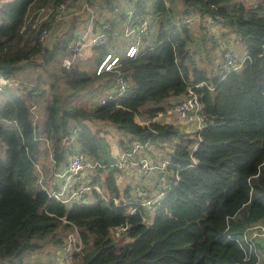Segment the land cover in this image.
<instances>
[{"label": "trees", "instance_id": "obj_1", "mask_svg": "<svg viewBox=\"0 0 264 264\" xmlns=\"http://www.w3.org/2000/svg\"><path fill=\"white\" fill-rule=\"evenodd\" d=\"M85 1L89 9L80 0L58 20L65 0H0V76L31 82L22 83L23 96L12 83L0 87V264H54L73 226L82 241L74 264H264L257 241L246 252L236 241L264 223V0ZM123 3L147 22L132 57L125 55L135 40L122 35ZM184 15L210 16L219 35L185 24ZM77 21L91 22V35L106 37L91 45V70L78 57L65 67L68 44L85 32ZM43 29L51 32L44 43ZM217 36L243 45L241 68L224 65L230 49H221ZM216 51L220 61L209 78L197 57L207 64ZM110 53L122 58L96 73ZM118 79L126 82L123 91ZM188 88L198 98L202 128L185 131L156 120L173 112ZM31 103L46 111L42 127ZM98 128L111 139L99 137ZM134 143L149 152L167 143L161 158L168 161L169 187L151 221L116 178L120 154ZM75 150L94 163L87 181L105 199L94 189L91 204L83 202L87 195L68 204L49 198L39 160L50 155L57 178ZM31 254L41 256L30 260Z\"/></svg>", "mask_w": 264, "mask_h": 264}, {"label": "built area", "instance_id": "obj_2", "mask_svg": "<svg viewBox=\"0 0 264 264\" xmlns=\"http://www.w3.org/2000/svg\"><path fill=\"white\" fill-rule=\"evenodd\" d=\"M80 0H65V2L60 6L56 13V18L59 20L61 18L66 17L68 14L67 12L70 9H74V4L79 2ZM81 6L84 9H89V6L85 0H81ZM123 12L126 15V22L123 25L122 28V35L124 39L128 40H135V43H132L129 45L126 49L125 55L128 57H132L136 53L137 49V43L140 39V34L145 30V24L146 19L142 15L136 14L135 7L132 5H126L123 3ZM119 8H115L112 13V18L115 20V17L117 16V13L119 12ZM76 11V9H75ZM73 12H71L72 14ZM76 13V12H75ZM73 13L74 15H76ZM183 22L185 24L193 23L195 21H198L202 26L209 28L214 24V20L210 16H203L200 17L198 15H189V16H183L182 17ZM137 22L135 27L133 24ZM105 29L108 28V25L104 26ZM89 31L86 30L81 36L73 39L68 44V50L70 52V56L67 57V60L65 61V67L66 69H70L73 64L75 63V59L78 57V54L80 51L87 46H91L93 44L97 45H103L106 43V37L102 33H99L97 35H91L89 34ZM51 37V32L48 29H43L40 33L39 40L40 42H47L49 38ZM122 58V56L107 54L103 58V60L100 62V64L97 66L96 73L101 72L102 70H111L113 67H115L118 64V61ZM224 65L227 67H231L233 69H239L241 68L244 57L240 56L239 58L235 57L231 53L230 50H227L224 53ZM7 83H12L17 89H19V94L22 96L24 95L23 85L19 81H15L13 79H5L2 76H0V87L2 85H5ZM118 84L120 87V91H123L126 87V82L122 79H118ZM204 86L203 83H200L199 85H196V87ZM107 98H112V95L106 96ZM105 100V99H104ZM103 98L100 100L102 103ZM35 105L31 103L30 105V111L33 115V118L35 117L34 112ZM174 115L178 122L181 124H191L193 125V131L197 132L199 131L203 126V117L200 114V104L198 102V98L195 96L191 88L187 89V95L174 106L173 108ZM198 139L199 136H198ZM73 142V137H71L69 140H67V145H71ZM173 143V142H170ZM141 146H139L137 143L133 144V148L130 152L122 153L120 154L118 161H117V167L122 170H129V171H137L140 174L147 173L151 170H158V169H165L166 165L168 164L167 160L156 162L155 160H152L151 158H147L144 155H136L137 152H139V149ZM196 145L193 146L192 151L195 150ZM167 149V143H164L163 152H165ZM155 158V157H154ZM94 163L85 155L84 152L75 150L72 151V153L69 156L68 161V167L66 168L63 175H68L65 180L62 182L59 189H53L48 191V196L51 199H56L57 201H60L61 203H73L76 201H80L85 195H87L92 189L96 190L97 192L102 194V197L105 199L103 191L97 186L93 185L91 186L89 182L87 181V175L85 173L86 170L93 168ZM63 175L58 174V177H63ZM75 177L80 179V182H78L75 185H72L69 178ZM169 187V186H168ZM163 188L157 195H155L152 198L145 199V193H139L140 196H142L141 201H139V205L142 207L149 209V211H155L156 207L159 204L160 198L164 195V191L167 190V188ZM116 203L119 202V200L114 199ZM135 208H132L130 210L131 213L135 212ZM264 237V228L258 225L250 226L248 227L244 234L242 235L241 239H237V243L239 247L246 251H251L254 248V241L258 239L259 237ZM82 249V241L79 237L78 230L75 226L66 234L65 237V243L62 245L58 251H56L55 255V261L54 264H74L76 262L75 253L79 252Z\"/></svg>", "mask_w": 264, "mask_h": 264}, {"label": "rangeland", "instance_id": "obj_3", "mask_svg": "<svg viewBox=\"0 0 264 264\" xmlns=\"http://www.w3.org/2000/svg\"><path fill=\"white\" fill-rule=\"evenodd\" d=\"M112 16V15H111ZM76 26H78V32H80V33H82L83 31H86L87 29L88 30H91V22H86V23H83V22H78L77 21V23H76ZM64 28V27H63ZM208 30L211 32V33H219V30H220V28L218 27V25H212L211 27H209L208 28ZM89 34H91L90 33V31H89ZM221 39H222V37H218V42H220L221 41ZM236 40V38L235 37H233V36H230V43H231V46L234 48V52L236 53V54H240L242 51H243V45L240 43V42H238V41H235ZM116 42H118V41H116ZM222 42H224V41H222ZM237 42V43H236ZM229 43V44H230ZM219 45H220V47H225L226 45L225 44H220L219 43ZM205 50L203 49V51H202V54H204L203 52H204ZM207 54V53H206ZM207 55H209V54H207ZM90 57H91V46H87V47H84L81 51H80V53L78 54V58H79V63L80 64H82V65H84V66H87V69L88 70H91L92 69V65H91V61H90ZM203 57H204V55H203ZM207 58V57H206ZM197 62H198V64H199V66L200 67H202V68H204L205 69V71H206V73H207V76L209 77V78H211V77H213L214 76V74H215V72H216V69H217V64L219 63V61H220V59H219V56H218V53H217V51L216 52H214V53H211V55H210V57L207 59L208 60V62L209 63H207L206 64V62H205V64L202 62V60H201V57H197ZM46 67H48L49 68V70L50 71H56V67L54 66V65H49V66H46ZM31 71H33V70H31ZM35 77V72L32 74V77ZM167 103H169V101L167 102ZM170 104H171V101H170ZM86 105V104H85ZM84 105V106H85ZM148 105V104H147ZM147 105L145 106V107H147ZM34 112H35V114L37 115V117L35 116L34 117V122L35 123H37L38 125H39V127H42V125H43V122L45 121V118H46V111H45V109H44V107L43 106H39V107H35L34 108ZM167 118V119H166ZM156 120H163V121H166V122H172V123H176L177 124V122H178V120L174 117V113L173 112H167V114L165 115V117H164V119H162V115H160L159 117H157L156 118ZM178 125V124H177ZM184 128L187 130V131H192V132H194L193 131V126L191 125V124H185V126H184ZM195 138H196V136H195ZM156 150L158 151V152H160V153H162L163 151V149H154V150H150V152L147 150V149H143L142 147L139 149V152H137L136 153V155H144L145 154V156L147 157V156H149V155H151V154H154L155 152H156ZM142 151H143V153H142ZM45 161H48L47 159L45 160ZM42 167V166H41ZM37 169L38 170H41L42 171V169L44 170V167H42V169L40 168V165H38L37 166ZM37 170V171H38ZM154 171H156V170H154ZM154 171H152L153 172V174L154 173H156V172H154ZM43 172V171H42ZM123 172H124V170H122L121 172H116V178H118V179H120L121 178V176H122V174H123ZM152 172H150L149 174H147V173H144V174H140V175H137V174H132V173H130L129 172V175H128V180L126 181V177H125V179H124V183H128V185L130 186V188H131V191H132V193L133 194H136V190L138 189L140 192L141 191H144V192H146V196L144 197L145 199H147V198H152V197H154L155 195H157L158 194V191L161 189V188H166V187H168L169 186V184H168V180H166L165 179V175L166 174H171V172L170 171H160V173H162L163 174V176H164V180H161V179H155L153 182H152V184H150L149 185V187L150 186H153V188L152 189H149V188H146V187H143L144 185H146L147 186V184L145 183V179H148V177L149 176H147V175H150ZM157 172H158V170H157ZM38 173H39V171H38ZM40 175H42L41 173H39ZM41 177V176H40ZM120 186H121V184H120ZM102 189V188H101ZM103 190V189H102ZM138 194V193H137ZM136 194V195H137ZM93 198L92 197H90L88 194H87V196L85 197V199L83 200V202L84 203H87V204H91V203H93ZM153 211H149V209H147V208H145V216L148 218V221H151V219H152V217H153ZM260 226L261 227H263L264 228V223L263 224H260ZM256 241H257V243L258 244H260L261 246H262V248L264 249V237L263 236H261V237H259L258 239H256ZM258 253H259V257L262 259H264V252H262V251H258ZM41 255H39V254H31V255H29V258L28 259H30V260H33L34 258H36V257H40ZM43 259V258H42ZM260 259V260H261Z\"/></svg>", "mask_w": 264, "mask_h": 264}, {"label": "crops", "instance_id": "obj_4", "mask_svg": "<svg viewBox=\"0 0 264 264\" xmlns=\"http://www.w3.org/2000/svg\"><path fill=\"white\" fill-rule=\"evenodd\" d=\"M195 24L196 23H198L199 24V22L198 21H195L194 22ZM216 35H219V33L218 34H216ZM217 37H219V36H217ZM222 41H224V42H222ZM220 44H225L226 46L225 47H221V49H230V50H232V51H234V48L231 46V43H230V39H227L226 40V38L224 37V38H222L221 39V41L219 42ZM230 43V44H229ZM237 43V42H236ZM224 46V45H223ZM235 53V52H234ZM243 53V51L240 53V54H236V55H243L242 54ZM13 80H15V81H19V82H21V83H26V84H28V83H31L29 80H27V79H25V78H23V77H20V76H18V75H16L15 77H13L12 78ZM91 105H92V103H91ZM36 107V106H35ZM174 113V112H173ZM35 116L37 117V115L35 114ZM174 117H175V115H174ZM176 118V117H175ZM177 124H178V126H179V128L180 129H182V130H185V131H187L185 128H184V126H185V124H181L180 122H177ZM193 126V125H192ZM97 135L99 136V137H101L102 139H104V140H110L111 139V135H110V133H109V131L107 130V129H104V128H98L97 129ZM163 147H164V144H163V146L161 147V148H159V149H163ZM167 150V149H166ZM142 153H143V151H142ZM162 153H165V152H162ZM144 156H145V154H144ZM155 157V158H154ZM147 158H151L152 160H155L156 162H159V161H163V160H166L165 158H161V153L160 152H158L157 150H156V152L154 153V154H151V155H149V156H147ZM48 161H43L42 159H40L39 160V163L40 164H42V165H44V170H42L41 171V173L43 174V181L44 182H46L45 183V186L44 187H46V189H47V191H50V190H53V189H59L60 188V186H61V184H62V182L65 180V178L68 176L67 174L66 175H63V173L65 172H63V173H61V171L62 170H59L58 172H60V175H63V177H58L57 175H56V177L57 178H52L51 177V172H52V166H53V162H52V160H51V156L49 155L48 156V159H47ZM165 169H158V172H157V170L156 171H154V170H151V171H149V172H147V174H149L150 172H152V171H154V172H156V173H154L153 174V172L150 174V175H147V176H149L148 177V179H145V183L147 184V186L146 185H144L143 187H146V188H149V189H152L153 188V186H150L149 187V185L150 184H152V182L155 180V179H161V180H164V176H163V174L162 173H160V171H164ZM129 172L130 173H132V174H137V175H140V173L139 172H137V171H129V170H124V172H123V174H122V176H121V178L120 179H118L117 178V182H118V184H119V186H120V184H121V186H120V188L121 189H124V187H126V186H128V183L126 182V183H124V179H125V177H126V181L128 180V175H129ZM165 179H166V177H165ZM69 180H70V182L72 183V185H75V184H77L78 182H80V179H78V178H75V177H70L69 178ZM167 180V179H166ZM56 184V185H55ZM56 186V187H55ZM58 186V187H57ZM100 188V187H99ZM101 189V188H100ZM163 188H161L159 191H158V193L162 190ZM102 190V189H101ZM103 191V193H104V190H102ZM145 193V196H146V192H144V191H141V193ZM138 193V194H137ZM139 193H140V191L137 189L136 190V197H138V200L139 201H141V199H142V196H140L139 195ZM135 196V195H134ZM144 196V197H145ZM137 200V199H136ZM137 200V201H138Z\"/></svg>", "mask_w": 264, "mask_h": 264}]
</instances>
